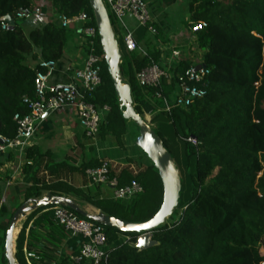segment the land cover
Listing matches in <instances>:
<instances>
[{
	"label": "trees",
	"instance_id": "1",
	"mask_svg": "<svg viewBox=\"0 0 264 264\" xmlns=\"http://www.w3.org/2000/svg\"><path fill=\"white\" fill-rule=\"evenodd\" d=\"M44 1L51 2L58 14L72 17L86 11L94 18L89 0ZM36 6L35 0H0V136L7 139L17 135L14 116L29 112L24 98L35 97L36 75L46 71L40 61L60 60L72 36L69 28L52 19L26 30L20 20L30 19H18L16 15ZM188 7L190 18L186 26L192 30L202 24L195 41L210 73L203 84L206 95L187 108L165 111L163 101L155 97L156 88L141 86L137 80V73L151 63L150 58L165 66L161 50L151 39L164 40L158 28L157 36L142 26L135 33V40L148 55L140 49L128 51L120 46L121 71L132 87L135 108L145 119L146 114L151 116L150 124L178 164L182 176V195L175 211L178 216L155 229L153 239L160 244L143 251L129 245L138 234L104 226L108 244L120 236H128L129 241L116 247L101 264H264V0H189ZM43 13L31 19H38ZM7 15L15 20V26L3 20ZM3 23L8 24L6 28ZM98 52L103 53L100 37ZM32 62L36 64L32 66ZM189 66L182 60L171 83L163 79L166 96H173L176 75ZM102 79V86L89 100L98 108L109 107L99 134L114 136L121 144L122 136L132 126L137 130L138 127L124 119L105 61ZM2 143L0 140V146ZM25 156L22 199L12 208L0 205L3 264L5 234L13 214L28 199L44 192L65 194L82 205L89 204L133 222L150 219L161 207L163 184L150 160V165L137 174L123 171L120 184L137 179L144 188L126 202L114 197H93L57 177L65 166L73 165L66 160L53 161L50 151L43 152L38 145L29 146ZM11 158L9 154L0 159V201L10 179L4 165ZM99 165V161L90 160L80 163L79 168L85 172ZM45 170L56 178L46 180L41 176ZM54 207H39L22 222L16 240L18 264H27L25 247L36 250L40 259L49 264H69L68 258L58 261L56 257L65 230L54 218Z\"/></svg>",
	"mask_w": 264,
	"mask_h": 264
},
{
	"label": "built area",
	"instance_id": "2",
	"mask_svg": "<svg viewBox=\"0 0 264 264\" xmlns=\"http://www.w3.org/2000/svg\"><path fill=\"white\" fill-rule=\"evenodd\" d=\"M103 2L109 15L113 16L117 25L118 23L121 25L125 48L128 51L140 49L143 54L148 55L146 50L137 44L133 31L125 21L126 17H131L137 22V27H146L149 34L158 35V29L154 25L148 3L144 0H103ZM41 13L42 8L36 6L34 9L17 13L16 17L31 19ZM93 20L94 18L86 11H81L72 17L58 14V22L62 27L70 29L72 26H76L81 35L82 45L85 49L84 61L80 67L74 70V76L81 82L83 89L80 91L72 84L50 87L48 78L54 62L40 61L41 67L46 71L38 72L36 75L35 97L24 98V104L29 112L24 115L18 113L14 116V121L17 123V135L14 139L0 136V140L3 142L0 146L1 151L23 148L33 134L36 123L63 105L76 107L80 125L83 127L86 137L92 138L99 133L103 120L101 112L107 113L109 107L105 105L98 108L89 100L103 84L102 71L105 61L103 53L98 52L99 33L96 24L92 23ZM7 25V23H3V28H6ZM200 29H202V24H196L192 28V32L195 34ZM193 46L200 49L196 41L193 42ZM171 56L177 58L179 51L172 50ZM150 59L151 63L137 73V80L141 86L156 88L155 97L163 101L165 111L170 112L175 107L187 108L195 99L206 95L203 84L210 71L203 67V63L190 65L183 72L178 73L175 93L168 97L162 90V81L167 79L171 83L179 62H167L164 66L153 58ZM189 141L196 143L193 138H189ZM86 173L91 183L111 187L115 199L132 198L144 190L137 179L120 184L118 178L111 175L112 164L109 160H102L99 166L87 169ZM53 213L55 220L64 227L65 232L83 237V243L77 256L78 261L101 264L106 262L111 252L116 249L108 244L103 225L86 218H79L77 213L62 206L54 207ZM262 248L264 251V239ZM24 257L27 264H49L40 259L36 250H28L26 247L24 248Z\"/></svg>",
	"mask_w": 264,
	"mask_h": 264
},
{
	"label": "crops",
	"instance_id": "3",
	"mask_svg": "<svg viewBox=\"0 0 264 264\" xmlns=\"http://www.w3.org/2000/svg\"><path fill=\"white\" fill-rule=\"evenodd\" d=\"M144 1L149 5L154 25L163 35L164 40L153 39L155 46L161 50V62L167 64V62L186 60L189 65L202 64L204 53L201 49H196L193 46L195 34L186 26V22L190 18L189 0ZM35 2L37 6L42 8L44 13L40 18L33 19L32 25L37 22H47L51 19L58 22V13L52 7L51 2L44 0H35ZM137 29L138 27L131 29L134 38ZM70 31L72 36L64 49L62 58L53 64L48 78V85L54 87L72 84L82 91V84L75 78L74 70L83 64L85 49L77 27L72 26ZM138 45L143 46L142 44ZM172 50L179 51L177 58L171 56ZM35 64L32 62L31 65L34 66ZM101 113L104 119L106 113ZM133 136L134 130L131 127L129 132L122 136L121 144L116 137L110 135L102 137L98 133L95 137L89 138L85 136L83 127L80 125L75 106L63 105L53 110L44 119L36 123L33 134L23 148L13 151L0 150V159H3L4 156L8 157L9 154L12 155L11 160L5 162L4 165L10 179L4 186L0 205L4 203L12 208L22 199L25 191L22 174V168L26 162L25 149L31 145L40 146L43 152L50 151L52 160L55 162L66 160L73 165L65 166L57 174V177L81 188L93 197L112 198V188L107 185L91 183L86 171L83 172L79 168V164L90 160L99 162L109 160L112 164L113 176L117 177L118 180L124 170H129L133 174L145 170L150 165V161L138 149ZM41 176L46 180L56 178L55 174H50L46 170L42 172ZM87 205L95 211L98 210L89 204ZM128 241V236H120L112 246L119 247ZM82 243V236L65 232L62 244L56 252L58 261L68 258L69 264H89L77 260ZM45 244L41 243V245Z\"/></svg>",
	"mask_w": 264,
	"mask_h": 264
},
{
	"label": "water",
	"instance_id": "4",
	"mask_svg": "<svg viewBox=\"0 0 264 264\" xmlns=\"http://www.w3.org/2000/svg\"><path fill=\"white\" fill-rule=\"evenodd\" d=\"M95 24L98 29L100 44L106 67L110 74L119 100L124 119L132 121L138 127L135 144L157 170L164 189L163 201L158 212L150 219L142 222L124 220L101 210L91 212L77 199L65 194L46 192L40 197H32L24 202L13 214L5 234L4 255L6 264H18L16 259V240L20 233V220L39 207L49 205L62 206L78 215L106 227H115L125 233L138 234L129 245L143 251L158 246L153 239L155 229L165 225L178 208L182 195V176L172 153L165 147L162 138L154 130L150 122L135 108L132 87L121 71L122 51L109 12L103 0H89ZM11 27L15 20L9 15L3 18ZM203 67L205 65L203 64ZM153 221H157L153 223ZM147 226V227H145ZM143 241V243H141Z\"/></svg>",
	"mask_w": 264,
	"mask_h": 264
},
{
	"label": "rangeland",
	"instance_id": "5",
	"mask_svg": "<svg viewBox=\"0 0 264 264\" xmlns=\"http://www.w3.org/2000/svg\"><path fill=\"white\" fill-rule=\"evenodd\" d=\"M112 17V23H113V25H114V29H115V32H116V34L118 35V39H119V42H120V46H122V49L124 48L123 46H124V42H123V35H122V31H121V25L118 23V25H117V21H115V19L113 18V16H111ZM125 21L127 22V24H128V26L130 27V29H135V28H137V22L133 19V18H131V17H126L125 18ZM32 22H33V19H30V20H20V23L23 25V27L26 29V30H28V29H30V28H32ZM157 36V35H156ZM153 38L154 37H152L151 36V39L153 40ZM156 39V38H155ZM154 39V40H155ZM153 40V41H154ZM155 42V41H154ZM264 51V50H263ZM263 77H262V79H261V81H263ZM261 81H259L257 84L258 85H260L261 84ZM146 119L150 122V120H151V116L149 115V114H146ZM132 129L134 130V135L135 134H138V130H137V128L136 127H134V126H132ZM80 165V164H79ZM215 173H217V170L215 171ZM51 179H53V178H51ZM103 185V184H102ZM130 200V198H125L124 199V201H126V202H128ZM20 201H18V203H19ZM17 203V204H18ZM84 207H86L87 209H89L91 212H95L92 208H90L87 204H84L83 205ZM177 213L175 212L174 214H173V216L171 217V218H173L174 217V219L175 218H177ZM25 219H23V220H20V223H19V228L21 227V225H22V222L24 221ZM170 221H169V219H168V221H167V223H169ZM0 264H3L2 263V258H1V254H0Z\"/></svg>",
	"mask_w": 264,
	"mask_h": 264
},
{
	"label": "snow or ice",
	"instance_id": "6",
	"mask_svg": "<svg viewBox=\"0 0 264 264\" xmlns=\"http://www.w3.org/2000/svg\"><path fill=\"white\" fill-rule=\"evenodd\" d=\"M157 221H153V223H156ZM145 227H147V226H145ZM141 243H143V241H141Z\"/></svg>",
	"mask_w": 264,
	"mask_h": 264
},
{
	"label": "bare ground",
	"instance_id": "7",
	"mask_svg": "<svg viewBox=\"0 0 264 264\" xmlns=\"http://www.w3.org/2000/svg\"><path fill=\"white\" fill-rule=\"evenodd\" d=\"M94 210V209H93ZM95 211V210H94Z\"/></svg>",
	"mask_w": 264,
	"mask_h": 264
}]
</instances>
